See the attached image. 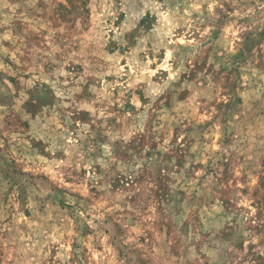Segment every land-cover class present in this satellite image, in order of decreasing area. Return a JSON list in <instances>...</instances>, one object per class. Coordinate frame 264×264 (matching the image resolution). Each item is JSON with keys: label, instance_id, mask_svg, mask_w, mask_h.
<instances>
[{"label": "rangeland", "instance_id": "374dc122", "mask_svg": "<svg viewBox=\"0 0 264 264\" xmlns=\"http://www.w3.org/2000/svg\"><path fill=\"white\" fill-rule=\"evenodd\" d=\"M0 264H264V0H0Z\"/></svg>", "mask_w": 264, "mask_h": 264}]
</instances>
